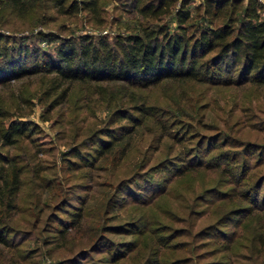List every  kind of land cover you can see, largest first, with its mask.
<instances>
[{"label": "rangeland", "instance_id": "obj_1", "mask_svg": "<svg viewBox=\"0 0 264 264\" xmlns=\"http://www.w3.org/2000/svg\"><path fill=\"white\" fill-rule=\"evenodd\" d=\"M200 1L190 2L194 15ZM5 2L0 0V32L28 36V44L47 50L56 41H41L40 32L63 37L127 34L139 17L132 0H103L97 13L74 14H61L50 0H26L13 13ZM164 20L174 26L172 15ZM53 76L42 71L0 84L5 121L19 117L38 126L12 146L0 145L15 157L23 179L10 246L0 245V264L248 262L244 257L256 240L250 241L252 222L240 207L264 166L254 169L251 179H242L245 171L235 161L241 147L235 142L264 145V130L246 126L247 119L260 121L264 115L243 107L241 89L165 81L140 91L138 98H146L152 114L169 110L170 120L174 106L184 110V98L192 100L184 119L192 127L159 142L158 129L143 125L114 151L84 166L72 156L73 149L92 153L94 134L110 123L113 103L94 82H64L57 89ZM119 84L124 85L111 83L114 91ZM190 158L196 161L185 164L182 173L174 172L173 162ZM231 165L236 183L224 169ZM71 212L82 215L72 228Z\"/></svg>", "mask_w": 264, "mask_h": 264}, {"label": "trees", "instance_id": "obj_2", "mask_svg": "<svg viewBox=\"0 0 264 264\" xmlns=\"http://www.w3.org/2000/svg\"><path fill=\"white\" fill-rule=\"evenodd\" d=\"M102 1L50 0V7L61 14L82 10L97 13ZM191 1L132 0L133 10L139 17L130 33L63 37L40 32L41 41H56L49 50L28 44V36L0 32V84L42 71L54 73L51 81H57V89L64 82L96 83L95 87L113 103L114 112L100 134H94L92 153L73 149L72 156L84 166L114 151L143 125L152 124L155 132L158 129L159 142L177 137L192 127V123L184 120L188 118L185 111L193 108L192 100L184 98V110L174 106L171 111L175 115L170 120L169 110L161 109L158 114H152L146 98H138L142 95L140 91L165 81L237 87L244 93L243 107L264 115V3L260 0H201L194 6V15ZM24 3L26 0L5 2L12 13ZM170 15L174 26L164 20ZM111 83L124 85L119 84L120 89L114 91ZM70 88L64 90L66 94ZM6 118L7 112L1 107V146H12L20 137L37 132L38 126L29 119L18 117L6 122ZM246 121V126L264 130V119ZM235 143L236 147H241V151L235 152L238 170L245 171L242 179H251L257 173L253 170L264 166V145H252L243 140ZM184 160L173 162L177 165L174 172L182 173V168L187 167L185 164L196 161L190 158L184 163ZM16 161L12 154L0 150V245L6 247L10 246L12 217L19 208L18 197L23 186L22 170ZM198 161L203 165L200 159ZM232 167L224 169L232 173L231 182L236 183L237 172ZM253 179L240 209L252 222L248 229L252 233L250 241H256L250 255L244 258L248 261L245 264H264V170ZM156 183L154 185H158ZM70 216L73 224L79 223L82 217L81 212H71ZM155 264H159V260Z\"/></svg>", "mask_w": 264, "mask_h": 264}, {"label": "built area", "instance_id": "obj_3", "mask_svg": "<svg viewBox=\"0 0 264 264\" xmlns=\"http://www.w3.org/2000/svg\"><path fill=\"white\" fill-rule=\"evenodd\" d=\"M260 1H262V0H260Z\"/></svg>", "mask_w": 264, "mask_h": 264}]
</instances>
